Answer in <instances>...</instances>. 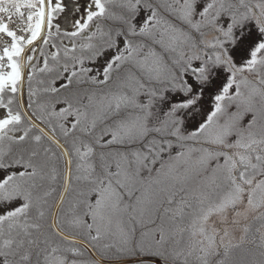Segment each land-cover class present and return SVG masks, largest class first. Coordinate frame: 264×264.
<instances>
[{"label":"snow or ice","instance_id":"snow-or-ice-1","mask_svg":"<svg viewBox=\"0 0 264 264\" xmlns=\"http://www.w3.org/2000/svg\"><path fill=\"white\" fill-rule=\"evenodd\" d=\"M0 264H264V0H0Z\"/></svg>","mask_w":264,"mask_h":264},{"label":"trees","instance_id":"trees-1","mask_svg":"<svg viewBox=\"0 0 264 264\" xmlns=\"http://www.w3.org/2000/svg\"><path fill=\"white\" fill-rule=\"evenodd\" d=\"M85 258H88V253H85Z\"/></svg>","mask_w":264,"mask_h":264}]
</instances>
